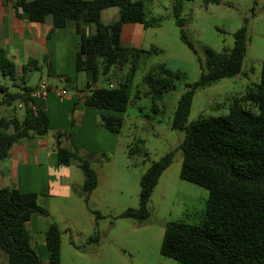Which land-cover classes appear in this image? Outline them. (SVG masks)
<instances>
[{"label":"trees","instance_id":"obj_1","mask_svg":"<svg viewBox=\"0 0 264 264\" xmlns=\"http://www.w3.org/2000/svg\"><path fill=\"white\" fill-rule=\"evenodd\" d=\"M184 0H175L174 15L181 28L183 42L197 56L181 18ZM204 4H219V0H203ZM118 7L119 19L109 25L101 21L104 10ZM15 15L31 23L43 24L52 18L53 30H64L74 23L80 35V50L76 55L75 71L89 76L88 89L100 77L128 68L124 79L117 85L97 88L85 98L86 106L106 111L101 116L102 127L112 134L123 129L121 114L132 102L134 81L141 66L160 54L157 48L144 50L125 46L122 33L125 25L139 24L149 29L155 22L147 20L143 0H17L13 4ZM95 28L87 35L84 26ZM231 49L217 52L209 47L198 56L200 78L185 86L171 122V129L185 134L180 146L183 181L204 188L209 198L200 219L193 223L170 222L165 226L160 256L176 264H264V62L261 80L252 84L245 93L233 100L228 113L220 117L201 118L189 123L195 92L242 73L247 51L248 32L243 27L233 35ZM41 71L40 63L31 59L22 69L18 79L15 65L0 49V72L4 77L20 81L22 93H4L1 104H25V116L19 119H0V163L7 160L12 146L20 139L45 136L50 131L47 112L32 102L29 93L33 87L26 85V74ZM180 72H173L165 65L150 68L142 79L153 106L164 100L176 89L182 79ZM68 80V78L66 79ZM12 131V132H11ZM58 133V161L69 166L76 160L71 151L61 147ZM128 151V157H133ZM175 153L167 154L151 163L140 180L139 207L127 209L120 217L144 222L149 219L148 204L162 174L172 165ZM145 163V162H144ZM85 182L83 197L88 201L98 185L95 170L86 161H80ZM36 214L48 217L46 209L38 205L37 195L20 193L0 186V250L8 257L9 264H44L32 248L28 223ZM98 222L102 216L93 212ZM48 252L47 264H61L62 231L52 223L44 233ZM98 233L90 243L99 242Z\"/></svg>","mask_w":264,"mask_h":264},{"label":"rangeland","instance_id":"obj_2","mask_svg":"<svg viewBox=\"0 0 264 264\" xmlns=\"http://www.w3.org/2000/svg\"><path fill=\"white\" fill-rule=\"evenodd\" d=\"M143 1L147 20L155 22V25L149 29L141 28V25L129 26L131 29L127 28L130 30L126 31L125 36L131 31L137 36L135 42L131 43L133 47L144 50L157 48L160 54L143 64L137 72L132 102L126 112L120 115L124 122L123 129L117 136L116 143L113 141L110 144V150L112 146H116L115 153H110V165H106L101 172V175H110L109 193L105 200L93 198L89 204L91 212H99L102 216L96 229L100 239L99 246H91L89 251L109 253L110 259L104 264H176L160 256L165 226L170 222L198 221L209 198L206 189L180 178V146L185 134L171 129L177 102L185 92V86L194 84L200 78L198 56L203 57V49L209 47L217 52L231 49L234 45V33L243 27L248 32L244 72L236 78L196 90L188 122L226 115L235 98L243 95L252 84L260 82L264 62V0H219L218 5H206L203 0H184L181 14L185 21L183 31L194 44L197 56L181 38V28L176 24L174 15L175 0ZM71 48L68 39V43L53 57L54 67L60 75H75ZM156 65H165L173 72H180L183 77L177 82L176 89L158 102L155 108L141 82L150 68ZM41 66V71L26 74L28 87H34L40 82L58 83L59 88L68 89L69 97L76 94L77 90L86 89L87 74H79L77 83L73 85L49 77L48 67L43 61ZM127 72L128 68H124L100 77L95 85H90L88 96L93 90L108 86L109 82L117 85ZM1 85L19 91L16 85H20V81L4 78L0 72ZM16 115L21 118L24 111L18 108ZM56 119L55 117L54 120ZM110 137L113 136L110 134ZM100 139L101 134L95 128L84 126L77 141L86 150H90ZM129 150L134 154L128 159ZM171 152L175 153L173 163L160 177L148 204L149 219L139 223L121 218L120 215L127 209L139 207L140 180L148 166ZM91 212L86 216L90 223L80 224L84 232L94 226L96 217ZM107 215L110 217L105 218ZM81 237L75 235L79 244ZM77 256L65 251L63 263L82 264ZM90 264L96 263L92 261Z\"/></svg>","mask_w":264,"mask_h":264},{"label":"crops","instance_id":"obj_3","mask_svg":"<svg viewBox=\"0 0 264 264\" xmlns=\"http://www.w3.org/2000/svg\"><path fill=\"white\" fill-rule=\"evenodd\" d=\"M17 0H0V49L5 57L10 60L18 71V79L23 75L22 69L31 59L41 61L47 65V74L59 82H66L75 85L78 75L75 71L76 55L80 50L81 38L76 32L74 23L69 22L64 30H53L52 18L48 17L43 24L29 22L26 18H18L15 15L13 4ZM140 1V0H132ZM120 9L109 8L102 12L101 21L109 25L119 19ZM133 25H125L122 33V43L125 46L133 47L137 39L134 33L128 31ZM130 28V29H127ZM141 28L143 26L141 25ZM87 35H93L95 28L92 25L84 26ZM69 42L72 45L71 51L74 60V76L60 75L54 67V55ZM138 48V47H134ZM244 70H242V73ZM86 82L89 76L86 75ZM4 77V76H3ZM7 78V77H4ZM68 78V80H66ZM86 83V87H87ZM49 84V83H48ZM55 89L59 88L58 83L50 84ZM94 85V84H91ZM21 85H16L19 89ZM8 93H22L13 91L9 86L1 85ZM35 87V86H34ZM77 90V85L75 86ZM87 89V91H86ZM77 90L73 96L57 98L50 95L44 102H37L45 109L50 120V131L45 136H33L18 140L10 149L7 160L0 163V186L10 190H17L20 193H31L37 195L38 205L48 212V217L36 214L28 223V230L32 237V248L44 263H48V252L46 249L44 233L52 223H56L62 231L61 264H64V252L77 256L82 264H104L109 261V253H96L89 251L91 246H99L98 243H90L94 237L99 223L94 222L93 228L84 232L80 224H89L87 214H90V202L93 198L105 200L109 193L108 182L110 175H101L106 165H110V153H115V147L110 144L119 134H112L102 127L101 116L107 115L106 111H98L85 104L90 89ZM0 119H10L16 115L21 102L13 106L1 104L4 93L0 89ZM24 111L25 109L19 108ZM23 116V117H24ZM18 117V116H17ZM23 117H18L22 119ZM55 117L58 122H56ZM75 118V121L72 119ZM84 126L95 128L100 134V141L86 150L77 141ZM96 132V131H95ZM60 133L61 147L72 152L76 158L69 166L61 165L58 161V140ZM110 134L113 137H110ZM127 158L129 159L128 155ZM80 161H86L95 170L98 177V185L91 193L88 201L83 197V186L85 176L80 168ZM93 214V211L91 212ZM99 213V212H98ZM109 218L107 215L105 218ZM86 220V222L84 221ZM135 230V229H134ZM133 230V231H134ZM75 235L82 236L80 244L76 242ZM0 264H9L8 257L0 250Z\"/></svg>","mask_w":264,"mask_h":264},{"label":"built area","instance_id":"obj_4","mask_svg":"<svg viewBox=\"0 0 264 264\" xmlns=\"http://www.w3.org/2000/svg\"><path fill=\"white\" fill-rule=\"evenodd\" d=\"M111 87H113V85ZM67 94L66 90L55 89L48 83L40 82L33 87V90L29 93V97L32 101L29 103V107L34 108L37 102H44L50 95L63 98L66 97ZM19 108L25 109V104L21 102Z\"/></svg>","mask_w":264,"mask_h":264}]
</instances>
